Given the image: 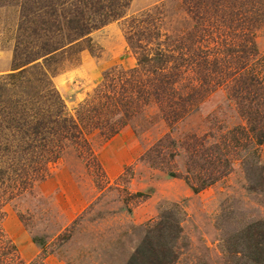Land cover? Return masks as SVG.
Segmentation results:
<instances>
[{
  "label": "trees",
  "instance_id": "1",
  "mask_svg": "<svg viewBox=\"0 0 264 264\" xmlns=\"http://www.w3.org/2000/svg\"><path fill=\"white\" fill-rule=\"evenodd\" d=\"M131 1L0 0L1 6L12 4L20 10L13 49L16 68L0 77V264H47V255L31 262L23 259L1 228L4 204L48 177L47 152L61 158L73 148L103 170L89 142L90 133L100 131L111 138L151 106L174 126L221 87L228 89L251 139L258 146L264 143V81L251 68L257 54L256 30L264 23V0H180L193 20L181 34L166 30L163 5L125 18ZM123 18L137 66L105 71L92 97L80 104L76 116L71 115L40 63L91 41L94 30ZM166 137L146 155L170 136ZM193 139L184 179L200 192L228 175L231 161L214 150L199 151L196 145L204 142ZM249 169L253 177L258 174L251 188L261 190L264 165L258 161ZM169 175L183 177L173 171ZM181 213L177 207L167 210L149 225L127 264H176L183 234ZM235 241L237 247L226 248L227 264H264V219L248 224Z\"/></svg>",
  "mask_w": 264,
  "mask_h": 264
},
{
  "label": "rangeland",
  "instance_id": "2",
  "mask_svg": "<svg viewBox=\"0 0 264 264\" xmlns=\"http://www.w3.org/2000/svg\"><path fill=\"white\" fill-rule=\"evenodd\" d=\"M158 5H163L166 30L181 34L193 25L180 0H132L125 18ZM19 17L18 6L0 5V77L16 68L13 49ZM125 18L94 30L91 41L40 63L71 115L76 116L80 104L92 97L105 71L137 66L126 41ZM255 51L251 68L264 81V23L256 30ZM167 135L158 149L146 155ZM194 137L204 142L196 145L199 151L214 150L231 161L230 173L200 192L184 179ZM88 138L103 170L73 148L61 158L47 152L48 177L2 207L3 233L27 262L39 252L47 255V264H127L147 227L177 207L183 234L176 264H227L226 248L238 246L236 235L264 219V187L251 188L258 174L253 177L249 169L258 161L264 165V143L258 146L248 135L246 121L227 88L210 93L174 126L151 106L117 135L107 139L93 131ZM171 171L183 177H171Z\"/></svg>",
  "mask_w": 264,
  "mask_h": 264
},
{
  "label": "crops",
  "instance_id": "3",
  "mask_svg": "<svg viewBox=\"0 0 264 264\" xmlns=\"http://www.w3.org/2000/svg\"><path fill=\"white\" fill-rule=\"evenodd\" d=\"M39 252H37V255L35 256V257H37L39 254H38ZM47 263V262H46Z\"/></svg>",
  "mask_w": 264,
  "mask_h": 264
}]
</instances>
